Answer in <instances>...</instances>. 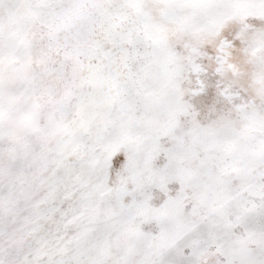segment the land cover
<instances>
[{
	"label": "snow or ice",
	"instance_id": "snow-or-ice-1",
	"mask_svg": "<svg viewBox=\"0 0 264 264\" xmlns=\"http://www.w3.org/2000/svg\"><path fill=\"white\" fill-rule=\"evenodd\" d=\"M0 264H264V0H0Z\"/></svg>",
	"mask_w": 264,
	"mask_h": 264
}]
</instances>
